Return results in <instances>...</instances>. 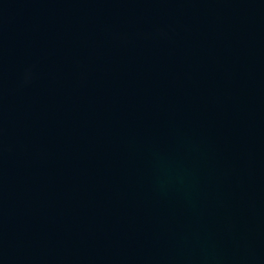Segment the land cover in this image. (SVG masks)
Listing matches in <instances>:
<instances>
[{"label": "water", "instance_id": "obj_1", "mask_svg": "<svg viewBox=\"0 0 264 264\" xmlns=\"http://www.w3.org/2000/svg\"><path fill=\"white\" fill-rule=\"evenodd\" d=\"M0 264H264V0H0Z\"/></svg>", "mask_w": 264, "mask_h": 264}]
</instances>
